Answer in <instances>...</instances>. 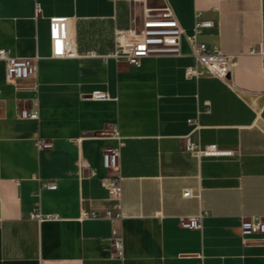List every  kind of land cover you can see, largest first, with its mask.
<instances>
[{
	"label": "crops",
	"instance_id": "1",
	"mask_svg": "<svg viewBox=\"0 0 264 264\" xmlns=\"http://www.w3.org/2000/svg\"><path fill=\"white\" fill-rule=\"evenodd\" d=\"M166 3L187 35L197 12L213 22L198 40L235 55L225 79L203 66L185 74L195 64L185 36L137 66L110 56L115 29ZM53 17L75 19L71 57L51 56ZM0 48L37 58L16 84L0 60V264H264V233L240 232L264 220V0H0ZM32 108L36 118L17 116ZM187 136L220 154L191 155ZM107 147L119 150L114 220ZM198 215L199 229L181 226Z\"/></svg>",
	"mask_w": 264,
	"mask_h": 264
},
{
	"label": "built area",
	"instance_id": "2",
	"mask_svg": "<svg viewBox=\"0 0 264 264\" xmlns=\"http://www.w3.org/2000/svg\"><path fill=\"white\" fill-rule=\"evenodd\" d=\"M39 12L40 8L35 3V15ZM199 15V12L195 14L192 32L187 35L173 18V11L167 3L161 9H144L141 24L138 27L115 29V48L110 56L116 60H124L133 66H137L144 56L170 51L177 52L180 40L185 36L190 47V53L195 60L193 66L185 69V74L196 76L199 73V66H203L208 68L213 75L225 79L235 65V55L225 53L216 46H209L198 40V36L203 33L204 29L213 26L211 20L199 19ZM49 36L52 57H71L73 55L71 47L75 36V19L51 18L49 20ZM0 60L5 62V80L7 83L16 84L20 80L31 79L37 70L36 57H15L4 48H0ZM92 97L103 100L108 95L102 91H95ZM37 114L38 110L36 108H32L30 111L21 109L17 116L20 118H36ZM37 146L45 148L50 146V143L37 141ZM183 149L198 158L220 154L215 144L202 145L191 141L188 136L184 139ZM118 158V148L107 147L102 153L103 167L111 171V174L102 177L101 183L107 189L109 199L114 202V207L118 210L115 215H112L110 211H105L104 217L110 220L122 217V187L121 177L118 174ZM48 186L53 187L51 184H48ZM183 195L189 196L190 191H184ZM32 216L41 219L40 214H32ZM84 217L99 218L94 212L87 216L84 215ZM201 218L202 215L183 217L180 219V224L184 228L199 229ZM240 232L243 236L263 234L264 220L259 216L244 219L240 225ZM111 243L115 254L121 256L122 236L120 229H112Z\"/></svg>",
	"mask_w": 264,
	"mask_h": 264
}]
</instances>
